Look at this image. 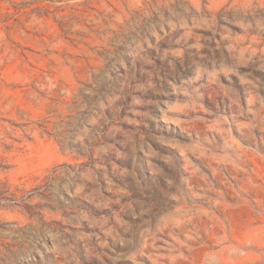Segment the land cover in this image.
Listing matches in <instances>:
<instances>
[{"label": "rangeland", "instance_id": "1", "mask_svg": "<svg viewBox=\"0 0 264 264\" xmlns=\"http://www.w3.org/2000/svg\"><path fill=\"white\" fill-rule=\"evenodd\" d=\"M0 264H264V0H0Z\"/></svg>", "mask_w": 264, "mask_h": 264}, {"label": "trees", "instance_id": "2", "mask_svg": "<svg viewBox=\"0 0 264 264\" xmlns=\"http://www.w3.org/2000/svg\"><path fill=\"white\" fill-rule=\"evenodd\" d=\"M219 23L222 24L223 23L222 20H219Z\"/></svg>", "mask_w": 264, "mask_h": 264}]
</instances>
